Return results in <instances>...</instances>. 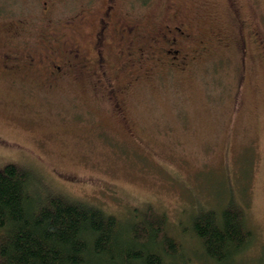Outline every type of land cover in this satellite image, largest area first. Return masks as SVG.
<instances>
[{"label":"rangeland","instance_id":"374dc122","mask_svg":"<svg viewBox=\"0 0 264 264\" xmlns=\"http://www.w3.org/2000/svg\"><path fill=\"white\" fill-rule=\"evenodd\" d=\"M109 4L145 35L184 21L206 49L173 67L156 52L148 59L150 47L122 67L112 38L107 69L123 114L86 75L53 90L23 80L26 71L19 82L0 75V166L16 162L48 192L119 217L150 205L183 245L175 264H218L186 219L195 204L221 207L231 195L253 236L226 264H264V52L249 32L252 24L264 41V0H49L48 16L42 0H0V22L30 37L54 31L91 53Z\"/></svg>","mask_w":264,"mask_h":264},{"label":"trees","instance_id":"16d2710c","mask_svg":"<svg viewBox=\"0 0 264 264\" xmlns=\"http://www.w3.org/2000/svg\"><path fill=\"white\" fill-rule=\"evenodd\" d=\"M240 201L195 204L187 227L202 254L226 264L251 242ZM165 214L145 206L119 217L93 203L50 193L18 163L0 166V264H175L179 240Z\"/></svg>","mask_w":264,"mask_h":264},{"label":"flooded vegetation","instance_id":"af4514ba","mask_svg":"<svg viewBox=\"0 0 264 264\" xmlns=\"http://www.w3.org/2000/svg\"><path fill=\"white\" fill-rule=\"evenodd\" d=\"M48 2L49 0H42L45 16L49 14ZM241 24L245 23L242 21ZM8 25V22H0V75L2 78L19 82V77L22 76L20 72L26 71L30 76L22 78L23 80L40 89L45 87L53 90L64 81L86 75L94 81L96 87L107 94L106 98L111 100L116 113L123 112L124 102L123 91L107 69L109 56L107 43L112 38L119 40L121 46L119 51L126 56L127 60L121 64L122 67L131 61L134 63L133 60H144L147 56V54L144 55V50L150 47L155 48V51L149 49L148 59H152L156 52L161 56H168L166 60L170 66H181L192 58V53L202 54L206 49L205 43H208L196 31L187 27L184 21L178 24L172 23V25L166 23L160 30L156 29L150 35L142 34L140 25L121 21L117 13L112 10V4L105 7L103 15L98 20V26L90 41L91 53L83 48L77 39L58 42L54 31L42 29L36 37L33 35L30 37L27 34L22 35L18 29H10ZM249 26L252 39L264 52V41L261 40L259 32L253 28L252 24ZM192 40L196 41L197 47L192 46ZM171 53L173 54L170 55ZM132 56H137L139 59ZM112 66L110 63L109 68Z\"/></svg>","mask_w":264,"mask_h":264}]
</instances>
